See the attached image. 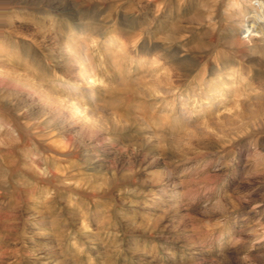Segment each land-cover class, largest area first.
<instances>
[{
  "label": "rangeland",
  "instance_id": "obj_1",
  "mask_svg": "<svg viewBox=\"0 0 264 264\" xmlns=\"http://www.w3.org/2000/svg\"><path fill=\"white\" fill-rule=\"evenodd\" d=\"M259 1L0 0V264H264Z\"/></svg>",
  "mask_w": 264,
  "mask_h": 264
},
{
  "label": "bare ground",
  "instance_id": "obj_2",
  "mask_svg": "<svg viewBox=\"0 0 264 264\" xmlns=\"http://www.w3.org/2000/svg\"><path fill=\"white\" fill-rule=\"evenodd\" d=\"M250 2V1H249ZM247 3V2H246ZM259 4H260V6H261V8L262 7H264V2L263 1H259ZM245 5V4H244ZM247 5H248V3H247ZM254 6V5H253ZM251 7V6H250ZM257 9V8H256ZM260 9V8H259ZM258 9V10H259ZM257 11V10H256ZM258 12V11H257ZM259 12H260V10H259ZM258 15V13H256V16ZM246 17V16H245ZM259 17V16H258ZM247 19V18H246ZM246 24V29H247V31H248V34L250 35V34H254V32H255V23L254 24H248L247 22L245 23ZM258 30H259V27L257 28ZM263 29V28H262ZM256 35V34H255ZM264 35V34H263ZM74 86V84H71V86L70 87H73ZM177 195L178 194H175V195H172L170 198L171 199H173V198H175V197H177Z\"/></svg>",
  "mask_w": 264,
  "mask_h": 264
},
{
  "label": "built area",
  "instance_id": "obj_3",
  "mask_svg": "<svg viewBox=\"0 0 264 264\" xmlns=\"http://www.w3.org/2000/svg\"><path fill=\"white\" fill-rule=\"evenodd\" d=\"M256 4L258 5V8H261V6H260L259 2H258V3L256 2Z\"/></svg>",
  "mask_w": 264,
  "mask_h": 264
}]
</instances>
